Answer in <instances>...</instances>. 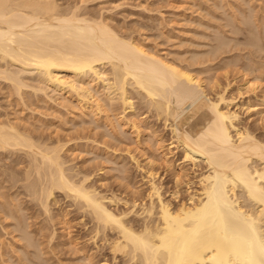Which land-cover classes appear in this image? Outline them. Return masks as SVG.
<instances>
[{"label":"bare ground","instance_id":"obj_1","mask_svg":"<svg viewBox=\"0 0 264 264\" xmlns=\"http://www.w3.org/2000/svg\"><path fill=\"white\" fill-rule=\"evenodd\" d=\"M58 1L0 0V79L8 82L5 85L16 96L27 87L35 92L44 91L45 87L52 89L59 94H54L59 99H65V93L74 96L81 111L87 109L93 119L101 112H110L111 107L114 110L111 106L113 91L118 93L119 99L116 98L122 104V111L133 110L134 102L129 93L134 89L143 100L145 110L169 126L171 140L163 144L151 129V133H146H149L148 140L142 136L146 139L143 142L154 138L151 140L154 149L152 143H148L153 151L158 150L155 158L145 153L143 162L130 154V159L142 171L140 177L144 182L141 185L146 184L145 192L137 196L138 186L131 184V196L120 197L100 193L93 184L87 183L90 175H80L65 165L62 143L49 144L48 140L30 135L11 119L0 120V150L21 151L25 156L21 160L25 163L22 175L7 173L12 186L20 182L22 193L30 196L33 208L36 206L34 210L46 216L47 222L55 216L50 213L51 205L57 203L55 191H60L70 201L69 205L74 206L82 218H87L92 244L106 247L113 262L264 264V137L240 122L238 111L233 108L236 102L225 94L229 83L220 87L210 72L214 64L208 63L219 55L220 52L217 55L215 51L226 44L219 43L221 38L216 37L219 33H214V38H220L217 45L214 39V52L207 49L198 58L195 51V56L192 53L186 60L169 58L151 51L133 35L121 34L106 17L82 13L75 4L61 7ZM257 10L262 13L259 14L262 23L258 26L255 21V29H251L250 17L254 15L251 17L254 18L257 13L249 16L242 13L244 18H249L242 22L249 27L251 36H247V43L253 51H250L251 56L248 52L246 63L236 61L244 75L238 91L247 87L253 90L264 83V60L260 62L255 54L264 49L260 44L264 39V0L259 1ZM206 52L208 55L204 54ZM228 58L222 64L234 65L235 58ZM14 64L20 68L10 69ZM106 64L111 74L109 78L103 69ZM22 71L34 72L36 85L26 83L28 77H23ZM98 80L104 82L102 86L107 96L99 94ZM260 90L259 107L255 109L252 107L255 104L247 103L246 109L254 108L253 113L261 115L263 124L264 86ZM112 115L120 127L127 122L135 142H141L140 123L135 116L131 120L116 112ZM172 148L181 151L180 163L170 160ZM157 160L172 170L173 186L165 190L168 195L162 191L154 168ZM182 188L185 197L180 196ZM118 203L123 207L115 208ZM61 211L57 213L61 234L67 236V243H72L74 240L65 226L69 210ZM5 213L16 220L14 228L18 236L38 248L39 238L30 234L27 216L15 215L11 210ZM132 215L135 217L130 219ZM42 228V225L36 226L38 231ZM49 236L47 244L51 243L53 234ZM92 255L89 253L83 258L90 261Z\"/></svg>","mask_w":264,"mask_h":264},{"label":"rangeland","instance_id":"obj_2","mask_svg":"<svg viewBox=\"0 0 264 264\" xmlns=\"http://www.w3.org/2000/svg\"><path fill=\"white\" fill-rule=\"evenodd\" d=\"M248 1L59 0L58 3L60 6L62 5L61 7L78 5L80 11L82 13L86 12L85 14L87 15L97 17L100 14V16L106 17L107 21L110 24L112 23L121 34L133 35L137 40L143 42L146 47L151 49V51L159 52L158 54L162 55L166 54L169 58L186 60L195 51V55H198L199 58L202 56V51H206L207 49L211 51L212 47L215 48V43L217 45L219 41V43L225 42L226 44L223 47L221 46V49L218 48L219 50L215 51L217 55L220 52L218 56L216 55L217 59L215 58V60L208 63L214 64V69H212L213 71L210 70V72H212L220 87L229 83L226 86L225 94L227 97H232L233 101L236 102L237 106H233V108H236L238 111L241 118L240 122L245 123L246 126L249 125L248 127L254 129L257 135L264 137V123H261L263 121L260 120L261 115L253 113L254 108L256 107L255 109H257L259 107L257 103L260 101V91H262L260 88L264 86V83L261 82L260 85L263 84V86H257L253 90L249 87L240 89V91L237 89V86L244 81V75H242L243 69L241 70L238 64L246 63L250 51H253V47L247 43V38L251 36V33L248 32L249 27L242 22L243 19H247L248 17L244 18L242 13H246L247 16L257 13L254 18H251L254 15L250 17V22H252L250 23L251 29H255V21L258 26H261L260 23H262V20L260 21L262 13H259V10H257L260 0ZM250 9L252 10L250 11ZM255 18L257 20H254ZM215 32L220 34L216 35V37H220L222 41L216 37L217 42L214 41ZM224 37L226 38L223 41ZM261 40L260 44L264 47V39ZM207 52L204 54H207ZM255 54L257 55H255L258 58L257 60H260V62L264 60V49L258 50ZM249 56H251V53ZM221 57L224 61L221 60ZM226 58L229 60H231L230 58H235V64H222V62L226 61ZM216 63L218 66L215 69ZM205 64L207 65V63ZM17 66V64H14L10 66V69L14 70ZM18 67L20 68V66ZM105 67L103 68L106 69L104 72L107 73L106 75L109 78V76L111 77L108 71L109 65L106 64ZM226 70L228 72L225 75L224 71L226 72ZM22 73L20 74L23 77H28V80L25 79V81L27 80L26 83L30 84V86L36 85L37 81L35 80L34 72L25 71L24 73L22 71ZM202 75L204 76L205 74ZM249 75L252 76V73L247 76ZM103 77L105 80V76ZM102 82L100 80L97 81V89L101 96H105L103 94L105 93V89H103ZM6 83L8 82L0 79V120L7 121L11 119L12 122L14 121L13 123L17 122L23 130H28L29 132H27L30 135H34L35 138L38 137L41 140H48L49 144H54L57 141L62 143L63 148H65L62 151V156L66 160L65 165L73 171H77L80 175H90L87 183L93 184L100 193L107 195L113 193L120 197H130L131 191L129 187L131 184H134L138 186L135 189L138 193L136 195H140L139 192L144 194L146 184L141 185L144 182L140 177L142 171L130 159V154L134 155L137 159L139 158L138 160H142V162L146 154L155 158L154 156H156L158 150L156 148V152L152 150L154 138H151L152 141L149 140L152 143L150 148L149 145L151 143H148L149 141L143 142L145 138L142 139V136L145 137L151 133L149 132L151 129L152 131L154 130L155 134L160 136L163 144H167L171 140V134L169 126L163 124V119L159 120V118L150 115V111L147 112L145 110L146 106L143 105L141 98L140 101L136 90L134 91V89H131L127 85V88L131 89V94L129 93V95L132 96L131 101L134 102L133 110L127 108L122 111V104L117 100L118 95L116 94L118 93L113 91L115 94L111 92V95L113 94L114 100L112 99V102H110L112 103L111 106H114V110L111 107L110 112H101L96 116V119H93V116L89 114L87 109H82L81 111L74 96H69L65 93L66 98L59 99V97L56 98L54 95L56 93L54 91L53 93L52 89H47L46 87L41 92H35L30 87H27L21 95L16 96L5 85ZM37 93L39 94L36 95ZM105 94L106 96L108 95L107 92ZM247 103L250 105L255 104L252 106L254 108L250 107L246 109ZM115 112L131 120L135 119L134 116L136 117L137 123H140L138 127V131H140L138 132L139 141L141 139L140 144L135 142L134 133L129 129L127 122L121 127L115 122V116L112 115ZM131 115L133 116L131 117ZM105 116L107 117L106 120ZM109 120L113 124L111 125L113 127L110 126V123H107ZM139 120H144V122L142 121L141 123ZM147 132L149 133L146 134ZM140 152L143 154L142 156ZM180 152L177 148H172L169 153L170 160L180 163L182 161ZM24 159L25 156L21 151L11 153L10 151L0 150V264H33V262L35 264H99L101 262L104 264H120V262L112 261L106 247H95L92 244L90 229L88 230L90 225L85 221L87 218L85 216L82 218L80 212L74 209V206L69 205L70 201L60 191H55L54 193L57 203L51 205L50 213L52 215L55 214L51 221L47 222L45 220L46 216L43 214L38 215V211L34 210L36 206L33 208L34 204L30 196L22 193L23 188L18 186L20 182L18 181L17 185L12 186L11 180L10 182L8 180L7 173L9 174V172H15L19 176L22 175L25 163L21 162V160ZM154 168L162 183V191L168 195V192L165 190H169L173 186L171 180L172 170L167 169L165 163L161 160L155 162ZM186 168L188 169V167ZM182 192L183 188L180 192L182 195L180 196L185 197V192ZM114 206L118 209L123 207L120 203ZM21 207L23 208L22 210L20 209ZM9 210L13 211L15 215L17 213L18 216L22 214L27 216L30 234L36 239L39 238L36 241L38 248L30 245L25 239H21L18 236L19 232L14 228L16 220L11 216H7L8 213H5L6 211L9 212ZM60 210L63 213L69 210L65 215L67 219L65 226H68L69 236H71V240H74L72 243H67L65 240L67 236L65 237L61 234V224L58 223L60 216L57 215ZM130 217V219H133L135 216L133 217L132 215ZM38 225L43 226L42 231L36 230V226ZM50 234H53V238L51 243L48 242L49 244H47V240H50ZM49 245L52 246V249ZM89 253L93 254L90 261L83 258Z\"/></svg>","mask_w":264,"mask_h":264}]
</instances>
